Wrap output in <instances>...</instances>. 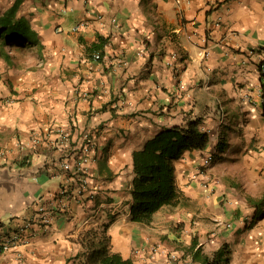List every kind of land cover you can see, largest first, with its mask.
Listing matches in <instances>:
<instances>
[{
  "label": "crops",
  "instance_id": "crops-1",
  "mask_svg": "<svg viewBox=\"0 0 264 264\" xmlns=\"http://www.w3.org/2000/svg\"><path fill=\"white\" fill-rule=\"evenodd\" d=\"M9 10L42 47L0 53V217L17 229L40 197L53 216L0 264H84L106 224L111 251L134 264H202L223 245L227 264H264V0H0ZM193 119L209 142L175 161L183 200L132 221L134 151ZM56 126L73 133L64 151L85 131L96 140V197L65 208L75 181Z\"/></svg>",
  "mask_w": 264,
  "mask_h": 264
},
{
  "label": "trees",
  "instance_id": "trees-1",
  "mask_svg": "<svg viewBox=\"0 0 264 264\" xmlns=\"http://www.w3.org/2000/svg\"><path fill=\"white\" fill-rule=\"evenodd\" d=\"M35 47L41 49V42L27 19L16 17L15 10L0 16V53L6 59L10 57L9 48L17 55ZM208 142L209 132L201 127L199 119H193L164 128L134 151L132 221L148 223L160 209L176 206L183 200V191L176 183L175 161L187 150L204 149ZM107 228L108 225H104L97 239L96 234L87 238L88 255L84 264H134L131 258L124 259L111 251ZM228 254L227 246L223 245L211 257H203L202 264H227Z\"/></svg>",
  "mask_w": 264,
  "mask_h": 264
},
{
  "label": "built area",
  "instance_id": "built-area-1",
  "mask_svg": "<svg viewBox=\"0 0 264 264\" xmlns=\"http://www.w3.org/2000/svg\"><path fill=\"white\" fill-rule=\"evenodd\" d=\"M115 20V19H114ZM87 23L85 21L79 22L74 27V31H78L81 27H85ZM96 58H100V54H95ZM259 72L264 75V53L261 56L259 62ZM55 132L59 137L57 141V148L60 149L63 155L59 158L61 160L60 167L62 170L70 173L74 178L75 183L73 186H63L60 189L59 195L64 198L62 207H67V201L71 198L83 199H94L96 197L97 186L91 187L88 170L89 165L97 158L94 156L96 140L95 132L93 130L85 131L80 139V143L77 147L64 151V147L70 145V138L72 136V130L63 126H56ZM41 138L40 135L35 134L32 137V141L37 142ZM214 161V153L207 154L201 163L199 172H202L204 168H207ZM43 198L38 199V209L25 219L24 223L17 229L6 230L4 222L0 217V254L13 251L17 247L26 244L30 240V236L34 233L33 228L35 225L44 226L51 222L53 212L49 207L43 203ZM153 251H155L153 249ZM176 253L171 254V258L175 259ZM150 264H152L150 262Z\"/></svg>",
  "mask_w": 264,
  "mask_h": 264
}]
</instances>
